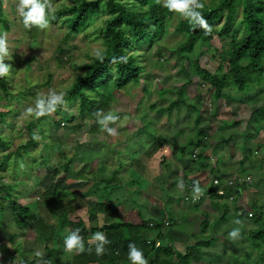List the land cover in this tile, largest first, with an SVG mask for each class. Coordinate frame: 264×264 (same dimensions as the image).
<instances>
[{
	"label": "rangeland",
	"instance_id": "1",
	"mask_svg": "<svg viewBox=\"0 0 264 264\" xmlns=\"http://www.w3.org/2000/svg\"><path fill=\"white\" fill-rule=\"evenodd\" d=\"M81 1L54 0L55 15ZM18 2L2 0L4 17L9 25L7 28L0 26V32L8 35L11 59L5 63L12 69L7 79L10 95H1L2 104L11 111V115L3 128V137L9 148L0 151V188L7 191L12 187L14 198L8 197V192L0 193V231L12 239L17 235L35 239L33 231L24 233L19 230L10 201L16 198L23 204L35 203L41 187L57 185L54 171L64 168L81 146L91 149L82 153L79 165L71 166L76 177L62 180L58 187L84 197L76 202V206L83 204L84 207L72 219L82 218L87 230L101 226L103 219L98 222L89 219L86 203L96 200L97 196L95 185L87 181L93 175L87 174L86 169L104 170L107 176L120 170L117 178L122 179V183L128 184L131 178L135 179L133 174L141 183L126 185L122 196L124 201L113 205V222L154 220L166 224L172 215L170 228L166 229L162 224L160 242L163 246L168 245L170 240L167 236L173 233L183 234L192 243L209 244L206 250L205 247L197 249V255L190 264H264V241L253 237L255 233L264 231V179L259 178L264 175V75L263 79L251 84L252 90L244 93L230 84L224 98L215 101L210 83L197 68L200 65L211 76L220 78L225 75L228 69L221 67L224 55L231 50V41L221 42L216 37V42L211 45L197 43L193 50L187 51L182 25L188 20L173 13L167 21L163 39L152 48L143 45L139 50V54L144 56L140 62L145 68L141 85L123 90L112 100L110 111L121 117L115 125H110L117 129V136H109L98 123L87 122L83 130L75 129L78 120L74 124L68 121L72 116L78 118L80 103L70 102L66 95V103L56 112L36 119L25 113L28 108L35 107L37 96H46L50 89L67 94L77 77L84 75L81 68L91 64L97 52L105 50L104 29L109 17L101 11L78 33H73L66 18L58 22L51 20L47 30L36 27L28 30L16 12ZM198 2L203 4V8H212L220 0ZM224 24L225 19L216 26L221 29ZM235 31V37L241 39L245 32L242 9L237 15ZM181 90V106L172 113L160 115L171 103L179 100ZM61 122L65 125L58 127ZM30 128L36 135V144L26 153L20 149L31 141ZM202 131L208 145L214 147L210 165L213 167L214 160L217 167L215 177L223 181L253 178V184L243 188L247 195L242 201L240 195L232 203L216 200L222 211H228L225 220H221L215 211L208 217L201 215V212H196L195 205L181 196H170L183 193L174 181L184 180L185 174H189L195 159L191 154L195 152ZM183 146L186 154L181 152ZM18 151L20 156L16 153ZM200 151L197 149V153ZM7 155L10 157L5 162ZM80 174L85 177L79 181L81 177L77 176ZM87 193L89 195L85 197ZM107 195L111 199L113 192H107ZM189 212L192 213L189 215ZM183 219H188L189 223L184 224ZM204 219L206 229L202 226ZM237 219L241 220V225L234 223ZM234 227L241 228V238L236 241L228 239V233ZM80 235L85 237L83 231ZM92 237L88 238L91 242ZM15 241L10 246L8 239L1 238L5 248L0 251L8 254V247L13 249ZM61 247L64 250L63 243ZM174 252L173 262H178L176 256L180 255L179 251ZM67 253L64 260L71 262L76 252ZM15 254L12 257L24 256L22 251L17 256Z\"/></svg>",
	"mask_w": 264,
	"mask_h": 264
},
{
	"label": "trees",
	"instance_id": "2",
	"mask_svg": "<svg viewBox=\"0 0 264 264\" xmlns=\"http://www.w3.org/2000/svg\"><path fill=\"white\" fill-rule=\"evenodd\" d=\"M240 9H242V24L245 26V32L241 39H237L235 25ZM101 11L109 17L104 29L105 50L101 52L99 58H94L91 64L81 68L84 75L77 77L66 94L70 102L79 101L80 103L78 118L72 116L68 121L74 124L78 120L75 128L77 130H83L87 122L97 123L96 113L110 111L112 100L123 90L141 85L145 68L140 62L144 56L139 54V50L143 45L152 48L163 39L166 34L167 21L173 14L163 8L157 0H83L77 5L58 12L54 21L58 22L66 18L73 33H78L80 29L87 27ZM200 11L211 26V31L206 32L189 21L183 23L182 31L186 36L185 49L187 51L193 50L197 43L203 46L211 45L216 42V37L221 42L231 41V50L228 55H224L223 68L221 67V69H228L225 75L219 78L209 75L200 65L197 68L205 81L210 83L215 101L224 98V92L230 84L242 93L248 89L252 90L251 84L256 83L259 78L263 79L264 75V0H220L216 7L202 8ZM223 19H225V24L218 29L216 24ZM8 25L3 13V3L0 0V26L7 28ZM121 56L127 57V63L112 62L114 57ZM186 60L189 59L186 58ZM7 79H0V151L9 148L7 140L3 137V128L7 124L11 111H8L2 104L1 96L10 95ZM182 103L183 90L180 91L179 100L171 103L166 110L160 112V115L166 112L172 113ZM61 125L65 123L61 122L58 127ZM30 133L31 141L20 149L25 150L26 153H29L30 148L36 144V135L31 128ZM202 133L203 131L198 136L195 152L191 154L192 158L193 155L195 158L192 164L193 171L185 174L184 182L191 174L201 170L206 172L210 169V175L215 176V169L210 165L212 156H208V152L214 150V147L208 145L207 137ZM88 149L91 148L78 147L75 155L67 161L65 167L54 171L53 177L58 182L57 185L50 188L41 187L35 203L23 204L16 198L10 201V209L19 230L24 233L27 230L33 231L36 250L42 253L40 260L30 264H39V262L40 264H130L127 259L130 243H134L143 250L148 264H190L191 260L196 257L198 248H189L184 255L177 256L178 262H173L174 251L172 249L163 246L159 250H154L152 246L147 245L146 240H143L144 233L162 230L161 223L154 220L121 223L112 221L115 214L113 205L124 201L122 196L127 188L126 185L141 183L135 174L132 176L135 179L131 178L130 182L125 184L122 183V179L117 178L121 173L120 170L112 176H107L104 170L86 169L87 174L93 175V178H87V181L95 185L97 196L96 200L86 203L90 211L89 219L92 222H98L102 218L103 223L101 226L87 230L82 218L79 217L76 221L72 219L73 215L84 207L83 204L76 206V202L84 197L70 190H62L58 184L62 180L76 177L73 175L71 166L77 163L79 165L82 162V153ZM197 149H201L200 153H197ZM94 150L101 152V150ZM181 152L186 154V147L183 146ZM16 153L18 156L21 155L20 151ZM9 157L5 156L4 161L6 162ZM77 177H81L78 179L80 181L85 176L80 174ZM191 184L193 187L195 183L191 182ZM2 191H4L3 188H0L1 194L8 192V197L14 198L12 187H9L7 191ZM110 191L113 192L111 199L107 195ZM210 191L213 193L214 189ZM207 193L209 192L206 191L205 194ZM88 195L87 193L85 197ZM134 203L136 204V201ZM225 215L220 217L221 220L226 219ZM77 228L85 233V248H91V251L76 252L71 262H65L64 256L68 253L62 250L63 238L68 235V232ZM96 232H103L111 242L105 246L106 251L101 256L95 253L96 242L88 240L89 236H93ZM161 237L162 235L159 234L158 240ZM253 237L264 241V231L255 233Z\"/></svg>",
	"mask_w": 264,
	"mask_h": 264
},
{
	"label": "clouds",
	"instance_id": "3",
	"mask_svg": "<svg viewBox=\"0 0 264 264\" xmlns=\"http://www.w3.org/2000/svg\"><path fill=\"white\" fill-rule=\"evenodd\" d=\"M157 2L161 3L162 7L169 12L177 14L181 19L196 24L206 32L211 31V26L207 23L200 11L203 8V4L199 3L198 0H157ZM16 12L21 18L24 28L28 30H31L33 27L40 30H47L50 27L51 20L56 19L54 0H19ZM96 55L99 58L101 53L97 52ZM10 59L11 53L9 51L8 35L7 33L0 32V79L11 76V65L5 63L6 60L8 61ZM117 61L127 63V57H114L112 62L115 63ZM65 95L66 93L56 92L50 89L46 96L38 95L35 100V107L28 108L25 114L36 119L51 115L57 111L59 106L66 103L64 99ZM96 116L98 118L97 123L103 131L109 136L114 137L118 135L117 129L110 125H115L117 121L121 120L119 115L112 111H98ZM178 187L180 189L184 188L182 181L178 184ZM192 192L194 199H198L202 194V189L198 183L194 184ZM234 223L236 225L242 224L239 219L235 220ZM240 238V227H234L228 233V239L232 241L239 240ZM92 241L96 242L95 253L97 256L103 255L106 251L105 246L111 243L103 232H96L92 237ZM63 247L66 252L83 253L86 250L91 251V248H85L84 238L80 235V229L78 228L63 238ZM128 249L127 259L130 261V264H148V259L145 257L143 250L138 248L134 243H130ZM41 255V252H36L37 257Z\"/></svg>",
	"mask_w": 264,
	"mask_h": 264
},
{
	"label": "crops",
	"instance_id": "4",
	"mask_svg": "<svg viewBox=\"0 0 264 264\" xmlns=\"http://www.w3.org/2000/svg\"><path fill=\"white\" fill-rule=\"evenodd\" d=\"M208 153H209L208 154L209 157L210 156H213L212 153H211V151H209ZM212 168L213 169H217V167L215 165V162H214ZM192 169L193 168L191 167L190 168V172L193 171ZM203 175H205V176L202 179L201 176H203ZM209 175H210V169L207 170L206 172L204 170H201L199 172H194L193 174H191L188 177V179H187L186 182H184L185 180H183V179L174 181V184H177L178 190H179L178 184L181 181L184 184V188L180 190V191H183V193H181V195H178V196H172L171 195V197L172 198H177V197H180L181 196L185 200V197H188L189 196L188 198L193 199L194 194L192 192L193 187H192L191 182H194L195 184L198 182L199 186L202 189V194L200 196L205 195V192L206 191L207 192L210 191V189H211V181L215 177L213 175H211V177H209ZM262 175L263 174H261L259 176L260 179H261V177H263V179H264V175L263 176ZM210 178H211V180H210ZM186 186H188L187 189H186ZM243 191L244 190L241 189L236 194V196L237 195L238 196L239 195L241 196V201L247 195ZM216 200H218L219 203H221V202H227V201L219 200V199H216V198H213V199L203 198L198 203H192V202H188L186 200L185 201L188 202V203H191V205H195L196 212H201V215H204L205 216V214H206V216L208 217V216H210V214L213 211H215V212H217V214H219V217H223V214H226V212H228V211H222L221 208L219 207V205L216 203ZM179 209H178V211H183V210H179ZM191 213L192 212H189V215ZM172 218H174V217L171 215V221H170V224L171 225H172ZM200 218L203 219L202 216H200ZM219 219H218V221H219ZM194 221H195V219H194ZM183 223L184 224H187V223H189V220L188 219L187 220L183 219ZM162 224L165 225V223H162ZM206 224H207L206 223V219H204V222L202 223V226H204L205 229L207 227ZM171 225L169 227H166V229L167 228H170ZM162 232H163L162 230L157 231V232H155V231H153V232H146V233H144L142 235V237H143V240H146V241L147 240L156 241V240H158V235L159 234L162 235ZM0 236H1L2 239H8L9 240V245H10V243L13 240L15 241V239H17V241H15V243H14V246L15 247L13 249H10L7 246L8 247V251H9L8 254H5V253H3V252L0 251V264H30L31 262H34V261H37V260H40L41 259V256L42 255L40 257H37L36 256L37 250H36V247H35V242H34L35 239H34V237L29 238L27 236L20 235V236H14V239H12L10 235L6 234L5 232H1V231H0ZM20 237L21 238H24V239H22V241H21V240H19ZM167 237H169V240L170 241H168L169 242L168 245H166V244H164V245H166V247L172 249L173 251L178 250L179 251L178 252L179 254H183V253L185 254L186 251L189 249V246H191V248L196 247V248H198V250L200 249L199 247H205V250H206V247H209V244H200V243H197L196 241H195V243H192L191 241L189 242L188 240L185 239V237H184L183 234L173 233V234H169ZM1 238H0V240H1ZM2 242H0V250L3 249V248H5V245ZM19 249H20V252L21 251L24 252V256L12 257V255H14L15 253H16L15 254L16 256L18 255V253H20L18 251ZM26 254H32V255L27 256ZM174 255H175V252H174ZM173 258H174V256H173ZM39 264H40V262H39Z\"/></svg>",
	"mask_w": 264,
	"mask_h": 264
},
{
	"label": "built area",
	"instance_id": "5",
	"mask_svg": "<svg viewBox=\"0 0 264 264\" xmlns=\"http://www.w3.org/2000/svg\"><path fill=\"white\" fill-rule=\"evenodd\" d=\"M215 161L212 160V163ZM253 184V178L252 177H241V178H231L227 181H222L221 179L214 177L211 181V189H214L213 193H209L199 196L198 199H191L188 197H185V200L192 203H198L203 198L206 199H219L227 202H234L236 200V194L239 190L243 189L244 187L248 185ZM210 189V190H211ZM166 227L170 226V222L165 224ZM147 245L152 246L154 250H159L163 248V245L160 241H153V240H147Z\"/></svg>",
	"mask_w": 264,
	"mask_h": 264
}]
</instances>
